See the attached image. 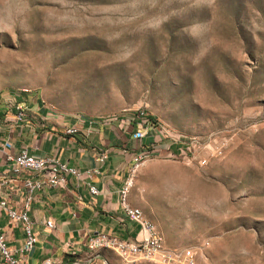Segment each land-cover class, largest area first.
<instances>
[{"label": "rangeland", "instance_id": "obj_1", "mask_svg": "<svg viewBox=\"0 0 264 264\" xmlns=\"http://www.w3.org/2000/svg\"><path fill=\"white\" fill-rule=\"evenodd\" d=\"M8 93L142 109L189 150L147 157L130 203L193 264H264V0H0Z\"/></svg>", "mask_w": 264, "mask_h": 264}, {"label": "crops", "instance_id": "obj_2", "mask_svg": "<svg viewBox=\"0 0 264 264\" xmlns=\"http://www.w3.org/2000/svg\"><path fill=\"white\" fill-rule=\"evenodd\" d=\"M15 100L25 104L24 117L14 119L15 100L8 93L0 97V179L8 178V161L5 152H14L26 147L34 154L55 155L60 161L81 171L78 178L66 175L63 186L46 187L32 191L28 216L31 231L36 239L28 250L14 255L22 264H152L145 260L124 263L108 248L88 249L86 239L102 231L127 239L139 238V226L127 218L119 205L118 189L122 185L132 155L149 144L150 137L133 139L130 132L134 125L124 123L120 117L109 121L89 122L76 116H65L44 104L35 96L17 93ZM74 124L73 134L63 132L67 125ZM154 149L172 152L177 143L168 138H158ZM106 150L103 160L96 159L100 150ZM95 168L96 172H87ZM20 176L7 180L0 196L8 204L18 207L23 198V183ZM93 183L96 193L88 191ZM128 201L132 202L129 197ZM50 217L53 226L46 227L43 220ZM0 227L9 248L17 249L23 240V231L18 222L9 223L4 209L0 208ZM0 264H4L0 257Z\"/></svg>", "mask_w": 264, "mask_h": 264}, {"label": "built area", "instance_id": "obj_3", "mask_svg": "<svg viewBox=\"0 0 264 264\" xmlns=\"http://www.w3.org/2000/svg\"><path fill=\"white\" fill-rule=\"evenodd\" d=\"M17 93H10L15 100ZM14 119L21 120L24 117L25 104L23 101L15 100ZM77 119L84 118L76 116ZM124 123L134 125V129L130 132L133 139L142 137H150L149 144L136 151L132 155L131 165L128 168V173L122 185L118 189L119 205L123 214L134 221L139 226V238L127 239L98 231L89 236L85 245L88 249L94 250L97 248H108L116 253V255L124 263H132L139 260H145L152 264H193L194 256L190 250H177L169 248L165 245L161 232L155 224L147 218L142 210L128 201V192L132 184L134 170L143 163V161L154 155H173L168 148L164 151L154 149L158 145V138H168V131L160 124H153V121L148 119L142 109L133 113L124 114L121 116ZM92 122V119H87ZM99 121V120H98ZM77 131V126L74 124L64 127L63 132L73 134ZM158 136V137H157ZM170 141L172 139L169 138ZM177 143L176 139H172ZM187 144V143H185ZM2 148V143H0ZM183 151H188V145L178 146ZM106 157V150L102 149L98 152L96 159L103 160ZM4 158L8 163V178L0 179V191L3 190L7 180L18 178L22 171L25 175L21 177L23 183L24 195L18 207H12L8 204L6 197L0 196V208L4 209L9 223L18 222L23 231V240L17 249L8 247L5 241V235L0 227V257L4 264H22L14 252L20 253L23 250H28L33 245L36 237L31 231V219L28 216L29 203L32 199V191L46 187L63 186L66 182V175L71 174L78 178L81 171L65 162L60 161L55 155L34 154L26 147H20L14 152H5ZM87 172H96L95 168L87 169ZM88 191L96 193L97 189L93 183L88 184ZM46 227H52L53 222L50 217L43 220ZM44 264H51L48 258L44 259Z\"/></svg>", "mask_w": 264, "mask_h": 264}]
</instances>
